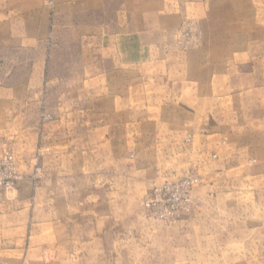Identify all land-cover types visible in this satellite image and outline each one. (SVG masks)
<instances>
[{
    "label": "rangeland",
    "instance_id": "1",
    "mask_svg": "<svg viewBox=\"0 0 264 264\" xmlns=\"http://www.w3.org/2000/svg\"><path fill=\"white\" fill-rule=\"evenodd\" d=\"M110 1L67 27L51 11L34 47L0 33L1 110L26 118L0 133L20 177L0 190V264H264V0H163L168 28L137 0L121 30L131 91L96 64L119 30ZM97 22L104 35H82ZM26 51L56 55L43 91H3Z\"/></svg>",
    "mask_w": 264,
    "mask_h": 264
},
{
    "label": "crops",
    "instance_id": "2",
    "mask_svg": "<svg viewBox=\"0 0 264 264\" xmlns=\"http://www.w3.org/2000/svg\"><path fill=\"white\" fill-rule=\"evenodd\" d=\"M48 1L50 0H0V33L2 34V32H7L11 29H17L18 32V37L16 39H10L9 37L4 36L3 41L7 43H15L17 45H27L34 47L35 44L41 40L40 27L43 26L47 28L50 23L51 11H54L55 17L59 16L57 19L55 18L56 21L58 20V26L67 27L65 26L64 22L71 23L75 16H81V18H83V15H87L92 11L105 12L106 5L111 2L110 0H55L54 9L51 10L48 6H46ZM144 3L146 4V7L143 8V12H150L152 16L157 14L158 16L155 18H158L160 24H162V26L165 28H168L169 24L173 21L179 20L178 16L173 17L171 15L164 17L163 15H159V11L162 13L165 9L163 0H144ZM120 5L121 6L115 10L116 16H118V21H115L112 24V28H114L115 24L116 27H119V30L115 31L113 34L114 37L108 40L109 45L107 51H102L97 54L96 64L99 73L102 71L104 78L111 77V82L114 85L117 84L116 82H123L129 87L127 90L131 91L132 86H136L137 70L135 61L137 58V53L133 51V54H131L129 51H123L124 45L128 44L130 46L131 41L125 40V37H122L121 30L131 27L129 20L127 22V20H124V18L122 19V17H124L126 13L137 11V0H120ZM84 26L85 28L81 30L82 35L92 28H95L92 29V31L96 32L98 35H104L106 23L97 22L96 24H87ZM128 30L130 31V29ZM102 40L104 41V38H102ZM135 42L136 41L134 40V43ZM26 52L27 53H22L23 57L22 54H17L15 58L17 60L16 69L18 73H20V71L23 69L25 70L24 73H20L23 75V77L17 81L18 86L14 88L3 89V91L17 92L22 93L23 95L25 93L35 94L43 91L44 87L42 89V85L44 77L46 73H48L50 76L51 70H53L52 61L56 55L51 54L50 56L47 55L46 57L42 58L40 53ZM70 56L75 55L72 54ZM94 57L95 56L93 55L90 56L85 53L79 56L81 65L84 67H81L80 69L82 78L79 82V85H82L81 82H83L85 77L88 78L90 69L89 62H95ZM165 57L166 56H164L161 52V54L158 53L156 55H150L149 59H160V61H163ZM119 65L122 68L118 67ZM161 67H163V64ZM49 83L47 86H49ZM84 85H88V83ZM77 89L78 88H73V90ZM113 89L117 90L115 86ZM50 90H53L52 87H50ZM133 91H135V89ZM39 106L40 102L36 101L35 99H17L16 103V107L21 109L27 107H32L35 109ZM5 107L10 108L5 100H0V133H2L1 131H3V129H5V133H8V131L11 129H15L13 124L20 123L22 126L23 124H26V118L23 116V114L19 115V110L16 111V113L2 111L1 109ZM36 121H38V119H36ZM57 123L60 124L59 128L62 127L61 121H57L56 124ZM11 126L12 128H9ZM36 135L38 136V133H35V136Z\"/></svg>",
    "mask_w": 264,
    "mask_h": 264
},
{
    "label": "built area",
    "instance_id": "3",
    "mask_svg": "<svg viewBox=\"0 0 264 264\" xmlns=\"http://www.w3.org/2000/svg\"><path fill=\"white\" fill-rule=\"evenodd\" d=\"M18 180H20V177L17 173L14 155L9 150H6L5 145L0 140V190L11 189ZM194 183H196L195 180L184 184V187L188 188ZM156 200H158V197ZM151 202L148 203V207L151 205L155 206L159 201L150 204Z\"/></svg>",
    "mask_w": 264,
    "mask_h": 264
}]
</instances>
